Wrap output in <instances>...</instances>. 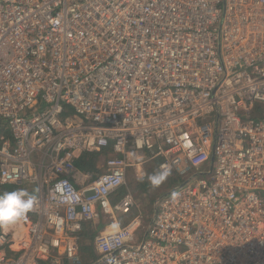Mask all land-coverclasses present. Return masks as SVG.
<instances>
[{
    "label": "built area",
    "instance_id": "2783aa9c",
    "mask_svg": "<svg viewBox=\"0 0 264 264\" xmlns=\"http://www.w3.org/2000/svg\"><path fill=\"white\" fill-rule=\"evenodd\" d=\"M152 160L182 181L143 224ZM7 184L0 264H264V0H0Z\"/></svg>",
    "mask_w": 264,
    "mask_h": 264
},
{
    "label": "clouds",
    "instance_id": "9594fccd",
    "mask_svg": "<svg viewBox=\"0 0 264 264\" xmlns=\"http://www.w3.org/2000/svg\"><path fill=\"white\" fill-rule=\"evenodd\" d=\"M170 173V166L161 165L160 169L148 175L147 179L153 187H159ZM36 204L37 197L26 189L3 192L0 194V224H13L24 219Z\"/></svg>",
    "mask_w": 264,
    "mask_h": 264
},
{
    "label": "rangeland",
    "instance_id": "374dc122",
    "mask_svg": "<svg viewBox=\"0 0 264 264\" xmlns=\"http://www.w3.org/2000/svg\"><path fill=\"white\" fill-rule=\"evenodd\" d=\"M102 159V158H101ZM98 161V160H97ZM156 161H146L144 162L143 169L145 170L146 176L139 177L136 175L134 169L130 170L127 176V185L132 191L134 198H135V205L133 207L134 213L142 215V222L143 224L147 223L153 213V202L155 198H157L161 193L167 192L170 189L174 188L175 180L177 176L175 173H170L167 179L159 186L153 187L150 183L148 186H141L140 189L137 187V182L145 181L147 179L149 171L152 169V166L156 164ZM156 171H158L157 167H155ZM134 171V172H133ZM181 179L182 177L179 176ZM147 182V181H146ZM170 184V185H165ZM21 189H23L21 187ZM153 200V201H152Z\"/></svg>",
    "mask_w": 264,
    "mask_h": 264
},
{
    "label": "trees",
    "instance_id": "16d2710c",
    "mask_svg": "<svg viewBox=\"0 0 264 264\" xmlns=\"http://www.w3.org/2000/svg\"><path fill=\"white\" fill-rule=\"evenodd\" d=\"M97 157H98L97 153H86V154H83L80 158L77 159V165L80 168H83V169H87V170L94 169V170H96ZM155 167H156V164H154L152 166V172H150V173H154L156 171ZM176 176H177V179L175 180L176 181L175 184H177V183L182 181V179L177 174H176ZM137 183H138L137 187L139 189H140L141 186H148L149 185L148 179H145V181H141V182L138 181ZM165 185L167 186V185H170V184H165ZM16 189H21V186L13 185V184L2 185V186H0V194H2L5 191H12V190H16ZM167 192L161 193L159 196H161L163 194H166ZM85 233H86L85 236H87V237L91 236L90 233H88L86 231H85ZM85 242L86 241H84L83 244H82V251L81 252L83 253V257L84 258L89 259L91 257L90 246L85 244Z\"/></svg>",
    "mask_w": 264,
    "mask_h": 264
},
{
    "label": "crops",
    "instance_id": "0c3cea01",
    "mask_svg": "<svg viewBox=\"0 0 264 264\" xmlns=\"http://www.w3.org/2000/svg\"><path fill=\"white\" fill-rule=\"evenodd\" d=\"M103 153H105V152H103ZM105 155H106V153H105ZM102 156L99 154L98 155V157H97V160L99 159V158H101ZM135 171V170H134ZM133 171V172H134ZM150 172H152V169L149 171V173H147L148 175H150V174H152V173H150ZM138 181H139V179H138ZM130 189V188H129ZM122 191V190H121ZM121 191H118V193H117V195H115V196H113V199H116L120 194H121ZM132 213H134V209L132 210V212H131V214ZM120 217V222L121 223H123V222H125L126 221V219L128 218H126V216H119ZM98 222V221H97ZM97 222H95V223H97ZM95 230H97V228L96 229H93L92 230V226H90V225H88L87 224V226H86V229L84 230V232L86 231V232H88V233H90V234H92V232L94 231L95 232ZM85 235H86V233H85Z\"/></svg>",
    "mask_w": 264,
    "mask_h": 264
},
{
    "label": "bare ground",
    "instance_id": "6f19581e",
    "mask_svg": "<svg viewBox=\"0 0 264 264\" xmlns=\"http://www.w3.org/2000/svg\"><path fill=\"white\" fill-rule=\"evenodd\" d=\"M85 260H87L86 258H84Z\"/></svg>",
    "mask_w": 264,
    "mask_h": 264
}]
</instances>
